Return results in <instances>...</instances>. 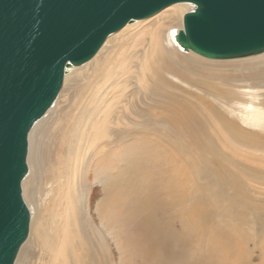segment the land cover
Listing matches in <instances>:
<instances>
[{
    "label": "bare ground",
    "instance_id": "bare-ground-1",
    "mask_svg": "<svg viewBox=\"0 0 264 264\" xmlns=\"http://www.w3.org/2000/svg\"><path fill=\"white\" fill-rule=\"evenodd\" d=\"M194 7L129 22L68 67L30 132L32 220L15 264L247 263L233 221L264 193V51L186 50Z\"/></svg>",
    "mask_w": 264,
    "mask_h": 264
},
{
    "label": "water",
    "instance_id": "water-1",
    "mask_svg": "<svg viewBox=\"0 0 264 264\" xmlns=\"http://www.w3.org/2000/svg\"><path fill=\"white\" fill-rule=\"evenodd\" d=\"M192 2L177 40L213 59L264 51V0H0V264H15L31 227L23 195L30 132L70 65L90 60L127 23Z\"/></svg>",
    "mask_w": 264,
    "mask_h": 264
},
{
    "label": "rangeland",
    "instance_id": "rangeland-1",
    "mask_svg": "<svg viewBox=\"0 0 264 264\" xmlns=\"http://www.w3.org/2000/svg\"><path fill=\"white\" fill-rule=\"evenodd\" d=\"M148 21L149 20L139 22L138 23L139 25L136 24L137 27L136 25L133 26L132 30H135L137 28L147 29L148 28L147 25H150L151 23L150 21L149 22ZM181 48L182 47H180V49ZM156 140L160 145L165 146V144L161 143L162 141L160 139H156ZM259 166L264 168V164H259ZM259 194L248 198L245 201L246 204L244 203L243 206L241 205L239 207V212L241 211L240 212L241 218H239V221H235V220L233 221V224L237 226L239 224L240 230L243 231L242 233L243 236L236 234L235 239L238 241V246L240 247V249L246 252L247 254V263L245 264H264V260H263L264 259V212L263 214L259 212V210L264 209V196H262L264 193H259ZM223 259L225 260V258ZM225 264H228V262H225Z\"/></svg>",
    "mask_w": 264,
    "mask_h": 264
}]
</instances>
